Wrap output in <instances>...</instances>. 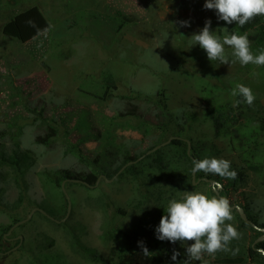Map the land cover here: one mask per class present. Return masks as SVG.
<instances>
[{
	"label": "rangeland",
	"instance_id": "obj_1",
	"mask_svg": "<svg viewBox=\"0 0 264 264\" xmlns=\"http://www.w3.org/2000/svg\"><path fill=\"white\" fill-rule=\"evenodd\" d=\"M204 2L0 0V131L6 132L0 147L18 142L33 159L21 177L19 206L12 207L18 194L13 186L0 202V252L15 245L1 236L22 237L18 249L0 256V264H92L70 249L72 237L101 257L102 263L97 264H115L111 250L121 244L142 250L138 241H143L157 252L150 221L153 203H142L141 184L174 170L184 171L186 160L170 142L159 148L161 153L152 151L170 138L189 142L199 150L201 160L223 158L246 168L237 142L256 137L261 158L252 165L259 168L243 170L245 181L230 198L246 203L264 224V121H260V114L264 117V66L231 63L235 58L227 45L230 64L209 61L198 44L191 47L190 37L206 20H211V31L221 41L224 28L236 31L235 23L218 20L214 10L204 9ZM32 7L46 20L45 32L26 43L3 35L6 22ZM180 21H189L190 26L182 27ZM246 33L249 40L254 36V31ZM251 51L258 55L264 46L251 41ZM108 75L117 88L107 85ZM237 84L252 89L253 106L236 102L238 94L233 96L232 90ZM133 106L134 115L129 112ZM212 107L220 111L224 123L219 134L208 114ZM229 107L242 112L240 123L228 125L225 111ZM50 128L54 136L46 144L37 143V136H46ZM127 150L137 160L118 174L134 165L145 171L142 178L143 174L134 178L125 173L118 180L100 178L97 185L89 186L68 179L64 188L71 210L63 222L57 224L34 212L6 235L33 208L49 207L56 212V220H62L67 210L60 186L64 180L60 185L54 181L65 171L81 178L93 174L98 179L102 167L113 169ZM150 164L154 168L149 169ZM160 184L165 189L169 185ZM212 185L199 182L191 191L209 196ZM230 223L236 227L235 217ZM252 236L246 230L237 242L244 239L249 244Z\"/></svg>",
	"mask_w": 264,
	"mask_h": 264
},
{
	"label": "trees",
	"instance_id": "obj_2",
	"mask_svg": "<svg viewBox=\"0 0 264 264\" xmlns=\"http://www.w3.org/2000/svg\"><path fill=\"white\" fill-rule=\"evenodd\" d=\"M236 24V23H235ZM48 28L47 22L42 16V14L35 8H29L17 15H15L10 21L6 22L2 27V33L6 37L12 38L20 43L29 42L40 34L45 32ZM248 31H254V36L250 39L255 46L263 47L264 46V16H257L255 19L245 24L243 27L236 24L235 34L244 33ZM106 83L112 89L117 88L116 83L112 80V77L108 75L106 77ZM236 102L242 103L244 102V98L241 95L236 96ZM161 102L164 103V100L161 99ZM207 104H209L208 100H205ZM165 104V103H164ZM133 109H136L133 106L132 110L129 112L134 115ZM208 114L212 119V125L214 128L215 134H219L222 127H224V123L222 119L219 117L220 111L217 108H209ZM242 112L237 111L234 112L232 108H227L225 111V119L229 123L228 125H236L238 122H241ZM160 119V115H158ZM160 121V120H159ZM260 121H264V117L260 114ZM50 127V126H49ZM48 127V128H49ZM49 133L46 136L39 137L37 136V143L46 144L49 141V138L54 136V129H48ZM6 137V132L0 131V140H3ZM248 141L245 142H237L238 150H240V154H243V161L247 165V169L257 170L259 167L252 165L254 161L260 162L261 156L257 154V145L258 139L254 136H251ZM142 139V138H141ZM251 141V142H249ZM170 145L176 148L180 157L184 158L186 161V167L184 171H176L174 170L172 173H166L162 178L156 179H148L146 182H142L141 187L144 188L143 201L142 203H153L152 209L150 212L152 213L151 220L153 219L152 231L153 237L156 238L155 229L159 226L161 217L166 214V208L168 202L172 199L181 200L180 194L183 190L191 191L195 188L191 182L192 176V167L194 160H201L199 150L196 151L194 146L190 148V154H187V142L181 140L180 138H174L170 141ZM161 153V149L155 150L154 154ZM142 155V154H141ZM106 158H108V154H104ZM138 156H129V151L125 153L122 161L116 165L113 169H109L106 167H102L99 175L105 176L106 179H114L118 180L125 173L130 174L134 178L135 175L140 176L142 178L144 176L145 171L142 169H137L136 166L131 165L128 166L123 173L118 174L121 168L129 164L130 162H135ZM251 162V163H250ZM33 159L25 150L20 148L18 142L12 141L10 146L5 147L1 145L0 147V183L6 184L1 186L0 184V202L5 199V193L8 188L10 189L12 186L15 187L18 191L17 199L13 203L12 207H17L22 202L23 199V188L21 185V177L24 173L32 166ZM166 164V163H165ZM169 163H167L168 165ZM149 169L154 168L153 165L150 164ZM246 168H237L236 166L231 165V169L237 172V178L235 180L225 179L218 175L208 174L205 175L203 172H198L195 174V178L199 182H203V178L213 180L220 186L218 189L219 196L227 197L231 203V205H238L241 207L246 214L247 218L256 226L260 228H264V224L258 222V220L250 213L249 206L242 202H232L230 198V194L236 190V187L244 183L245 181V173L243 170ZM166 169V165L165 168ZM168 170V169H167ZM117 174V175H116ZM81 175H73L69 171L63 172L57 178L54 183L60 185L59 182L63 180H75L81 179L89 185H94L97 176L93 174H88L87 176L81 178ZM152 179V180H151ZM201 179V180H199ZM162 181L169 183L167 188H163L160 184ZM61 186V185H60ZM12 188V189H13ZM209 196H217V194L212 190L210 191ZM209 197V198H210ZM141 205V203H139ZM44 212L50 217L57 219L58 216L56 212H54L51 208H47L44 206L42 208ZM142 214V213H141ZM233 216L236 219L237 230L243 234L244 231L250 230L253 233L252 240H250L249 244L244 243V239H241L239 242L237 240L231 241L229 245V251L217 252L215 255L204 254L200 261L190 260L185 254V246H182L178 241L173 244L167 240L161 241L156 238L153 240L155 244H152L155 247L157 252H154L152 247L149 245L147 249L151 255L145 256L142 250L132 249L129 246L124 244L117 245L112 248V255L115 259V264H264V240L256 243L253 247V242L261 236V232L259 230H255L250 224L243 222L236 210H233ZM47 218L46 216H43ZM142 217L145 221H149V218L142 214ZM145 217V218H144ZM149 222L148 225H150ZM116 234L119 235L120 230L115 231ZM111 233H108V236ZM106 236V235H105ZM105 236H103L102 240L105 241ZM113 236V234H112ZM1 239L4 238L1 236ZM72 240H69L70 249L84 259L88 263L97 264L102 263L101 257L90 248H87L83 244L80 243L79 238L72 237ZM161 243V244H156ZM3 244H0L2 247ZM1 250V248H0ZM173 250L180 253L177 257L176 261L171 259L173 255Z\"/></svg>",
	"mask_w": 264,
	"mask_h": 264
},
{
	"label": "clouds",
	"instance_id": "obj_3",
	"mask_svg": "<svg viewBox=\"0 0 264 264\" xmlns=\"http://www.w3.org/2000/svg\"><path fill=\"white\" fill-rule=\"evenodd\" d=\"M203 7L206 10H214L218 20L228 25L236 23L241 27L257 16H264V0H205ZM180 25L188 27L190 22L180 21ZM224 32L226 34L221 41L211 31V20H206L204 27L190 37L191 47L198 44L206 52L209 61L230 64L225 51V45H227L232 49L231 55L235 58L231 63L238 61L241 66L248 64L264 66V51L258 55L252 53L248 33L237 35L235 32L229 33L227 28H224ZM237 94L244 98V102L249 107L253 106L256 96L250 87L237 84L232 90V95ZM191 171L193 174L203 172L205 175L213 174L230 180H235L238 175L231 169L229 160L215 157L194 160ZM204 179H202L203 182H206ZM217 185L215 182L212 190ZM233 219V208L227 197L212 196L209 198L200 192L187 191L181 200L172 199L168 202L166 214L161 217L159 226L155 229L156 238L173 244L179 241L185 246V254L190 260L200 261L205 253L215 255L217 252L229 251L231 241L241 238V233L230 223ZM138 246L142 248L145 256L152 254L144 246L143 241H138ZM179 255V252L173 250L171 259L176 261Z\"/></svg>",
	"mask_w": 264,
	"mask_h": 264
},
{
	"label": "water",
	"instance_id": "obj_4",
	"mask_svg": "<svg viewBox=\"0 0 264 264\" xmlns=\"http://www.w3.org/2000/svg\"><path fill=\"white\" fill-rule=\"evenodd\" d=\"M172 139H173V138H170L168 141H166L165 143L161 144L160 146H156L155 148L152 149V151H155V150L159 149L161 146H164V145L168 144ZM189 153H190V144H189V142H188L187 154L189 155ZM121 170H122V169H121ZM195 174H196V173H195ZM195 174L192 173V176H191V182H192V185H195V184H196V182L194 181V180H195ZM100 178H103L104 181H106V182L108 181L104 176H100V177H98V179L96 180V182H95L94 185H97V183H98V181H99ZM65 181H66V180H64V181L61 183V190H62V192H63V194H64V196H65V198H66V200H67V210H66V214H65L64 218L61 220L62 222L68 217V215H69V213H70V210H71V202H70L69 196H68V194H67V192L65 191V188H64V183H65ZM71 181H74V182H81L82 184H84V185H86V186H89V184H87L86 182H83V181L78 180V179L71 180ZM204 181H206V182H210V183H212V184L215 183L214 181H211V180H208V179H204ZM218 188H219L218 185H217L216 187L213 188V190H214V192L217 194V196H219ZM232 208H233V210H236V212L238 213L240 219H241L243 222L250 224L254 229L264 231V228H263V229H259L256 225H254V224H253V223L247 218L246 214L244 213V211H243V209H242L241 207H239V206H237V205H232ZM37 211L40 212L41 214L47 216V217L49 216V215H47L43 210H41V209H39V208H33V209L30 211V213L28 214V216H27L25 219H23V220H21V221H18V222H16L13 226H11V227L9 228L8 232L6 233V235H9V234L13 231V229L16 228L17 226H19V225H21V224L27 222V221L30 219V217L34 214V212H37ZM48 218H49V217H48ZM50 220H53V221L59 223V221H56L55 219H53V218H51V217H50ZM17 239L19 240V244H17L13 249H11V250H9V251H7V252H5V253H1V252H0V255H4V254H6V253L8 254V253H11L12 251L18 249V248L20 247V245H21L22 237H21V236H18ZM262 240H264V235L259 236V237L253 242L252 247H253L256 243L261 242ZM263 254H264V253H263Z\"/></svg>",
	"mask_w": 264,
	"mask_h": 264
},
{
	"label": "flooded vegetation",
	"instance_id": "obj_5",
	"mask_svg": "<svg viewBox=\"0 0 264 264\" xmlns=\"http://www.w3.org/2000/svg\"><path fill=\"white\" fill-rule=\"evenodd\" d=\"M40 209V208H39ZM38 212V211H37ZM38 213H40V212H38ZM49 218V220H50V216H48ZM51 218H53V217H51ZM54 219V218H53ZM53 221V220H52ZM56 221H58V220H56ZM53 222H55V221H53ZM60 222H62L61 220L59 221V223ZM55 223H57V222H55ZM58 224V223H57ZM4 236H6V235H4ZM19 236V235H18ZM18 236H14V237H12V238H8V237H4V240L6 241V242H9V241H14L15 243V245L13 246V247H11L9 250H11V249H13L17 244H19V240L17 239L18 238ZM21 244H22V242H21ZM9 250H7V251H9Z\"/></svg>",
	"mask_w": 264,
	"mask_h": 264
}]
</instances>
